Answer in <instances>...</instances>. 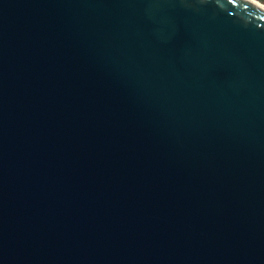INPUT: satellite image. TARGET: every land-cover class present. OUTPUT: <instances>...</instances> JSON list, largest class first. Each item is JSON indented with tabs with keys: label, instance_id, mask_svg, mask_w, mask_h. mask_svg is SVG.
<instances>
[{
	"label": "water",
	"instance_id": "obj_1",
	"mask_svg": "<svg viewBox=\"0 0 264 264\" xmlns=\"http://www.w3.org/2000/svg\"><path fill=\"white\" fill-rule=\"evenodd\" d=\"M0 264H264V4L0 0Z\"/></svg>",
	"mask_w": 264,
	"mask_h": 264
},
{
	"label": "bare ground",
	"instance_id": "obj_2",
	"mask_svg": "<svg viewBox=\"0 0 264 264\" xmlns=\"http://www.w3.org/2000/svg\"><path fill=\"white\" fill-rule=\"evenodd\" d=\"M252 1H254V2H256V3H259V4L261 3V2H260V1H258V0H252ZM262 3H263V2H262Z\"/></svg>",
	"mask_w": 264,
	"mask_h": 264
},
{
	"label": "rangeland",
	"instance_id": "obj_3",
	"mask_svg": "<svg viewBox=\"0 0 264 264\" xmlns=\"http://www.w3.org/2000/svg\"><path fill=\"white\" fill-rule=\"evenodd\" d=\"M258 1H260L261 3H262V2L264 3V0H258Z\"/></svg>",
	"mask_w": 264,
	"mask_h": 264
},
{
	"label": "built area",
	"instance_id": "obj_4",
	"mask_svg": "<svg viewBox=\"0 0 264 264\" xmlns=\"http://www.w3.org/2000/svg\"><path fill=\"white\" fill-rule=\"evenodd\" d=\"M262 4H264V3H262Z\"/></svg>",
	"mask_w": 264,
	"mask_h": 264
}]
</instances>
